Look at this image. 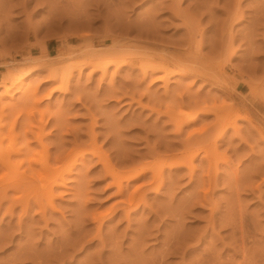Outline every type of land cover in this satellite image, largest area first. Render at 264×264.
<instances>
[{
	"label": "rangeland",
	"instance_id": "rangeland-1",
	"mask_svg": "<svg viewBox=\"0 0 264 264\" xmlns=\"http://www.w3.org/2000/svg\"><path fill=\"white\" fill-rule=\"evenodd\" d=\"M113 46L132 53L121 52L125 61L116 73L113 66L104 77L89 74V66L78 68L88 57L103 63ZM135 50L167 56L176 50L193 59L196 70L172 75L164 89L160 72L142 75ZM12 77L22 79V88L16 84L5 93ZM26 86L33 92L27 98ZM174 99L185 111L222 106L229 118L237 116L235 127L227 125L213 142L220 126L214 114L199 111L183 134L176 133L165 111L179 108L168 105ZM0 116L2 127L14 121L12 132L9 125L3 131L17 134L19 146L28 137L31 149H39L37 131L52 157L74 148L84 152L52 195L37 179L17 188L0 183V264H195L211 248L240 262L239 214L242 240L247 247L255 242L257 264H264V0H0ZM26 117L36 130L24 128ZM187 133L204 140L190 148L195 153L203 146L191 161L193 172L167 165L184 150ZM6 139L2 147L11 142ZM204 146L216 155L210 169L199 161ZM23 155L13 171L25 168ZM99 155L120 175L146 170L128 181L122 177L119 190ZM6 171L1 167L0 176ZM156 171L160 176L153 177ZM212 172L215 184L208 181ZM134 189L133 200L142 201L127 208ZM205 194L210 202H202ZM93 216L102 223L103 244Z\"/></svg>",
	"mask_w": 264,
	"mask_h": 264
},
{
	"label": "bare ground",
	"instance_id": "bare-ground-1",
	"mask_svg": "<svg viewBox=\"0 0 264 264\" xmlns=\"http://www.w3.org/2000/svg\"><path fill=\"white\" fill-rule=\"evenodd\" d=\"M177 1V0H175ZM103 2V1H102ZM106 2V1H105ZM111 2V1H110ZM179 2V1H178ZM112 4V3H111ZM175 4H178L177 2ZM173 7V6H172ZM174 8V7H173ZM176 8V6H175ZM111 9V8H110ZM174 10V9H173ZM181 11V10H180ZM182 12V11H181ZM183 13V12H182ZM232 13V12H231ZM240 13V12H239ZM178 15V14H177ZM184 15V14H183ZM182 15V16H183ZM233 15V14H232ZM152 17V16H151ZM184 18V17H183ZM238 18V17H237ZM186 19H187V16H186ZM234 20V19H233ZM127 21V20H126ZM149 22V21H147ZM188 22V21H187ZM128 23V22H127ZM140 24V23H139ZM187 24V23H186ZM146 27V26H145ZM153 31V30H152ZM145 33V32H144ZM153 40V39H152ZM189 41V40H188ZM119 45V44H118ZM111 46V45H110ZM130 48V46H129ZM156 48V47H155ZM161 48V47H160ZM167 48V47H166ZM131 50V49H130ZM129 49L125 52H128ZM132 51V50H131ZM138 50H135L134 52L136 56V62L138 61V67H139V70L141 71L142 75L143 76H147L149 74H152L154 72H160L159 74V79L163 80L164 84H163V87L164 89L166 88V82L167 80L169 79V77H171L172 75H182L183 74V71H186V70H189V71H195V66L192 64L194 63L193 62V59L191 58H188L187 56H182V54H179L176 50L175 52L173 53H170L167 55H161V54H157V53H151V52H145V51H139V53L137 52ZM161 51V50H160ZM167 51V50H166ZM180 51V50H179ZM122 52V51H121ZM121 52H119L115 46H113L112 50L110 51L109 50V53H107V56L109 57L108 59H105L104 61L101 60V62L103 63H100V62H96V61H93L92 60V57H88V60L85 62V63H82V64H79L78 68L81 69L83 66H89V74H93L95 71H100L101 73V76L100 77H104L106 75H108V72L109 71V67L110 66H113V72L116 73L117 71V68L119 67V65L125 61V57L126 55H124V53L122 52V54L124 55H121ZM130 52V51H129ZM129 52L127 54H129ZM163 52V51H162ZM131 53V52H130ZM93 54V53H91ZM102 54V53H101ZM132 54V53H131ZM130 54V55H131ZM164 54V53H163ZM134 54L131 55V56H135ZM90 56V55H89ZM98 56V55H97ZM128 56V55H127ZM105 57V56H104ZM98 58V57H97ZM158 59V61H155V59ZM132 61L133 58H132ZM80 63V62H79ZM77 67V66H76ZM199 68V66H198ZM53 71L54 69L53 68H49V75H51L52 77L50 78H56L54 75H53ZM200 71V70H199ZM161 72H162V75H161ZM192 72V73H193ZM112 73V72H111ZM109 73V74H111ZM202 74V73H201ZM22 76V75H21ZM156 76V75H155ZM158 76V75H157ZM207 76V75H206ZM19 78V77H18ZM16 79L15 80V77H12L6 84L3 85L4 87V91L5 93L7 92L8 93V90H10L11 88L13 89L15 87V85L17 84V86L15 87L16 89H19V88H22V85L20 84L21 82V78L19 79ZM151 78V77H150ZM156 78V77H155ZM18 80V81H17ZM67 81H64V83H66ZM250 84V83H249ZM65 85V84H64ZM60 87V86H59ZM62 87V85H61ZM180 87V86H179ZM148 88V87H147ZM146 90V89H145ZM148 91V89L146 90ZM165 91V90H164ZM185 91V90H184ZM31 87L30 86H26V87H23V91H22V96H25V98H27V96L31 95ZM51 92H53L52 90L48 91L47 93H45L43 95V97L46 96V98L52 94ZM33 93V92H32ZM35 94V92H34ZM153 94V93H152ZM169 94V93H168ZM148 95V94H147ZM172 95V94H171ZM178 95V94H177ZM170 96V95H169ZM42 96H40L41 98ZM50 97V96H49ZM179 97V96H178ZM32 99V98H31ZM30 99V100H31ZM180 99V98H179ZM173 100V99H172ZM150 101V100H149ZM175 101L179 102L178 100L174 99V101H172V103L168 104V105H171L174 106V108H178L176 107V103ZM33 102V101H32ZM31 102V103H32ZM36 100L34 101L33 105L35 106L36 104ZM181 104V102L179 103ZM33 105L29 106L30 108L28 109L30 111V109L33 107L35 108ZM154 105V104H153ZM178 105V103H177ZM219 105V104H218ZM184 106V105H183ZM194 106V105H193ZM221 107V108H219ZM216 106L215 104H213L212 106H208L207 109L205 110H200L201 108L200 107H186V111L185 110H182L180 107L176 110H174V112L172 110H165L166 113L169 115V119L168 121L170 120V123L174 125L175 127V132L176 133H182V130L184 128V126L190 124L191 122L194 121L195 117H196V113H198L199 111L201 112V114H209V113H212L214 114V117H215V122H214V125L216 126H220V130L217 132V138H215V136L213 138V142H216V139L222 137L223 133L225 132V129L227 127V125H232L234 126V124L236 123V118L237 116H234L233 118H229V113L227 110L222 109V106ZM32 108V110H34ZM159 108V107H158ZM27 110V111H28ZM31 112H34L32 111ZM156 110H159V109H156ZM24 112L23 114H27L28 112ZM159 112V111H158ZM161 112V111H160ZM162 113H163V110H162ZM161 113V114H162ZM190 114L192 117H190ZM40 115V114H39ZM25 116V115H24ZM29 116V115H28ZM1 117V116H0ZM31 118V117H30ZM40 118V117H39ZM2 119V118H1ZM41 119V118H40ZM11 120V119H10ZM7 121V120H6ZM33 121V119H32ZM12 122V120H11ZM10 124L8 123L9 125V132H12L13 131V128H14V121ZM21 122V121H20ZM4 123V122H3ZM36 123V122H35ZM22 124H24V128L27 130H29L30 128H32L31 126L29 125H36L34 123H31L28 119V117H26V120L24 119V122H22ZM6 124L4 123L3 124V127H5ZM7 125V126H8ZM6 126V127H7ZM22 126V125H21ZM215 126V127H216ZM2 125L0 124V144L1 142L7 138L6 140H8L9 138L11 139V142L9 143L8 142V145L2 147L0 145V168L2 167H6L7 168V171L4 172L1 176H0V183H2L4 180H9L11 184H9L7 187L11 186V187H15L17 188L19 185L21 184H26V183H29L31 182L32 180L34 179H37L39 181H42V189L44 192H46L47 194L49 195H52V186L53 185H56V184H59L60 182H62L64 180V173L65 172H68L70 171V169L76 164V163H80V161L82 160V158L84 157V152H82L81 149L79 148H74V149H71L69 150L66 154L62 155V156H54L52 157L47 149V147L41 142V138L39 136V134H36L37 131H34V135L36 137V139H38V142L40 143V148L37 150H34V147L33 149L32 146H29L28 143L26 142L28 140V137H27V140H26V136H25V143L22 145V146H19L17 145L18 143L15 142L16 138L18 137L17 134H14L12 133L11 136H6V134L8 135V133H4L3 131V128ZM30 127V128H28ZM204 127V126H203ZM202 127V128H203ZM235 127V126H234ZM202 128H200L199 130L202 131ZM24 129V130H25ZM32 129H35L36 128H32ZM185 129V128H184ZM207 129V128H206ZM206 129H204V131H207ZM7 130V129H5ZM196 130V129H195ZM198 130V128H197ZM189 131V130H188ZM200 131V132H201ZM204 131L203 134H204ZM21 132V134L23 133L22 131H19ZM27 132V131H25ZM30 132H31V129H30ZM187 132V131H185ZM184 132V133H185ZM199 132V131H198ZM235 132V131H234ZM17 133V132H16ZM192 133V131H191ZM19 134V133H18ZM25 134V133H24ZM202 134V133H201ZM202 134V138L205 139V137L203 136ZM185 135V134H184ZM188 135V133H187ZM200 133L195 136V139H192V134L188 137L186 136V138L184 139L185 142L183 143L182 147H184V150L180 153V154H172L171 156H169V162H168V166L169 167H179L181 165H187V167L189 168L190 172H193V165H192V159L194 156L197 155V150L200 149L201 147H203L201 144L198 145L197 147V150L195 151V153H190V150L192 149V145L193 144H198L204 140L200 139L199 136ZM23 136V134H22ZM21 136V137H22ZM206 136V135H205ZM240 136V135H239ZM181 137V136H180ZM199 139H198V138ZM245 137V136H244ZM23 139V137H22ZM182 139V138H181ZM18 140V139H17ZM202 140V141H201ZM208 140V139H207ZM9 141V140H8ZM22 141V140H21ZM183 141V139L181 140ZM206 141V139H205ZM209 142V141H208ZM221 142V141H220ZM19 143H23L22 142H19ZM182 143V142H181ZM203 143V142H202ZM30 144V143H29ZM38 144V143H37ZM36 144V145H37ZM32 145V144H31ZM82 145V144H81ZM80 145V146H81ZM76 146V145H75ZM213 146V145H212ZM30 147V148H29ZM38 147H39V144H38ZM181 147V146H180ZM36 148V147H35ZM191 148V149H190ZM205 148V146H204ZM153 149V148H152ZM206 149V148H205ZM212 149V147H211ZM215 149V148H214ZM156 150V149H155ZM168 150V149H167ZM170 150V149H169ZM204 150V149H203ZM207 150V149H206ZM208 150H210V147H208ZM207 150L204 151L205 154L204 156L201 157V159H199V161L201 160H206L207 161V164H208V168L207 169H210L211 168V162L214 161V159L212 160V157L214 158V154H212V151L211 153H209ZM175 151V150H174ZM62 152V151H61ZM89 152V151H88ZM215 153V152H214ZM21 154L25 157L23 158H20V160H23V162L25 163L24 166L25 168L23 169L22 172H16V170L13 171V168H14V165H15V162L19 161L16 159V157L19 159V156H21ZM153 155V154H152ZM167 155V154H166ZM200 155V154H199ZM203 155V154H201ZM22 157V156H21ZM154 158V157H153ZM164 158H162V161ZM99 160L101 161L102 165L104 166V169L105 171L111 175L117 182V185H118V189L121 190L122 189V185H121V178L124 177L126 181H128L130 178L132 177H135L137 175H139L141 172H144L146 169L143 167V168H140V169H128L126 170L123 174H119L118 172L115 171L114 169V166H112L106 159L105 157H103L102 155H99ZM166 162V161H164ZM124 163V162H123ZM200 163V162H199ZM233 164V163H232ZM164 165V164H163ZM203 165V164H202ZM21 166V165H20ZM102 166V167H103ZM262 166V165H261ZM207 167V166H206ZM235 168V167H234ZM261 168V167H260ZM162 169V168H161ZM206 169V170H207ZM257 169V168H256ZM240 170V169H239ZM259 170V167L258 169ZM261 170V169H260ZM264 170V169H262ZM120 171V170H119ZM197 171V170H196ZM241 171V170H240ZM10 172V173H9ZM123 172V171H122ZM251 172V171H250ZM264 172V171H262ZM9 173V175H7ZM199 173V172H198ZM206 173V172H205ZM213 173V172H212ZM175 174V173H174ZM215 174V172L213 173ZM227 175V174H226ZM249 175V173H248ZM253 175V174H252ZM153 177H156V176H160V172L159 171H156V173H154L152 175ZM236 176V175H235ZM234 176V178H235ZM250 176V175H249ZM233 177V176H232ZM6 178V179H5ZM245 178V177H244ZM247 178V177H246ZM250 178V177H249ZM216 174L215 175H211L208 173V181L210 184H215V181H216ZM238 179V178H237ZM237 179H235L237 181ZM200 181V180H199ZM202 181V180H201ZM243 181V180H242ZM247 181V180H246ZM149 182V181H148ZM235 182V181H233ZM248 182V181H247ZM246 182V184H247ZM161 183V182H160ZM160 183L158 185L155 186V191H157L160 187ZM169 183V182H168ZM208 183V184H209ZM236 183V182H235ZM234 183V184H235ZM238 183V182H237ZM240 183V182H239ZM200 184V183H199ZM126 185V184H125ZM249 185V184H248ZM237 186V185H236ZM250 186V185H249ZM0 187L1 189H3L5 186L0 184ZM238 187V186H237ZM236 187V189H238ZM258 187V186H257ZM249 188V187H248ZM13 190V189H12ZM150 190V189H149ZM213 190V189H212ZM15 191V190H14ZM241 191V190H240ZM258 191V190H257ZM137 192V189H134L127 197H126V206L127 208H129L130 206H137L139 204L140 200L139 198L135 201L133 200L134 198V195L135 193ZM4 195V194H3ZM2 195V196H3ZM5 197V196H4ZM262 197V196H261ZM238 198V197H237ZM122 199V198H121ZM125 199V198H123ZM144 199V198H143ZM197 199V198H196ZM209 198H207V195L205 194V196H203V201L202 200H198L197 202L200 203L201 201L203 203H205V201L208 202ZM261 199V198H260ZM191 200V199H190ZM195 200V199H193ZM18 201V200H17ZM144 201V200H143ZM232 201V200H231ZM10 202V201H9ZM202 202L200 204H202ZM210 202V200H209ZM13 203V202H12ZM16 203V202H15ZM24 203V202H23ZM217 203V202H216ZM22 204V203H21ZM25 204V203H24ZM24 204H22L21 206H23ZM27 204V203H26ZM122 204V202H121ZM187 204V203H186ZM194 204H197V203H194ZM9 205V204H8ZM124 205V203H123ZM10 207V206H9ZM9 207H6L7 209ZM26 207V206H25ZM14 208V207H12ZM27 208H30V207H27ZM182 208V207H181ZM241 208V207H240ZM11 209V208H10ZM175 209V208H174ZM155 210V209H154ZM173 210V209H172ZM185 210V209H184ZM9 211V209H8ZM7 211V212H8ZM126 211V209L124 210ZM176 211V210H175ZM212 211V210H211ZM94 212V211H93ZM127 213V211H126ZM96 214V213H95ZM176 214V212H175ZM211 214V212H210ZM180 215V213H179ZM242 215V214H241ZM92 216V214H91ZM170 216V215H169ZM243 217V216H242ZM259 217V216H258ZM239 222H237V227L236 226H233L236 227V228H240V238H241V241L240 242V249L238 251L241 252L243 259L242 261H235L234 258L232 256H228V257H225V259H223L220 255V253H215V252H218V251H215L213 248H209L210 250H207V253L205 255H201V257L198 259H196V263L197 264H257V257L256 255H254V249L255 246V242H252L253 244H249L250 246H246V244H244L243 242V235L244 234L242 231L243 229H241V223H242V219H241V216L239 214ZM93 219H95L98 223L97 225V234L95 236H97L99 238V241L103 244L102 242V239L100 238V233H99V229L101 228V221L98 220V218L96 216H93ZM174 219V218H173ZM235 219V218H234ZM233 220V219H232ZM235 221V220H234ZM238 221V220H237ZM256 221V220H255ZM232 222V221H231ZM96 223V222H95ZM257 224V221L255 222ZM255 223H254V226H255ZM235 224V223H234ZM214 226V225H213ZM141 227V226H140ZM150 227V226H149ZM232 227V226H231ZM261 227V226H260ZM176 228V227H175ZM178 229V228H177ZM254 229V227H253ZM256 229V228H255ZM260 229V228H258ZM144 230V228H143ZM148 230V229H147ZM174 230V229H173ZM181 230V229H180ZM178 231V230H177ZM112 232V231H111ZM148 232V231H147ZM150 233V232H149ZM182 233V232H181ZM168 234V233H167ZM113 235V234H112ZM174 235V234H173ZM184 235V233H183ZM246 235V234H245ZM147 236V235H146ZM186 236V235H184ZM236 236V235H235ZM243 236V237H242ZM140 237V236H139ZM160 237V236H159ZM215 237V236H214ZM239 237V236H238ZM255 237V236H254ZM83 238V237H82ZM178 238V237H177ZM211 238V237H210ZM233 238V237H232ZM257 238V237H256ZM81 239V238H80ZM112 239V238H111ZM143 239V238H142ZM238 239V238H237ZM250 239V238H249ZM253 239V238H252ZM115 240V239H114ZM113 240V241H114ZM167 241V240H166ZM181 241V240H180ZM245 241V240H244ZM254 241V240H253ZM257 241V240H256ZM75 242V241H74ZM116 242V240H115ZM143 242V240H142ZM171 242V241H170ZM236 242V241H235ZM112 243V242H111ZM117 243V242H116ZM173 243V242H172ZM214 243V242H213ZM73 244V243H72ZM77 244V243H76ZM75 244V245H76ZM177 245V243H175ZM180 244V243H179ZM238 244V243H237ZM117 244H115L116 246ZM171 245V244H170ZM248 245V244H247ZM72 246V245H71ZM180 246V245H179ZM257 246V245H256ZM117 247V246H116ZM115 247V248H116ZM175 247V246H174ZM181 247V246H180ZM238 247V248H239ZM66 248V247H65ZM106 248V247H104ZM118 248V247H117ZM141 248V247H140ZM167 248V246H166ZM165 249L164 252H165ZM170 248H172L170 246ZM169 248V249H170ZM215 248V247H214ZM112 249V248H111ZM134 249V248H133ZM139 249V248H138ZM173 249V248H172ZM177 249V248H176ZM113 250L114 247H113ZM112 250V251H113ZM161 250V249H160ZM159 250V251H160ZM168 250V249H167ZM174 250V249H173ZM205 250V249H204ZM258 250V249H257ZM256 250V251H257ZM59 251V250H58ZM158 251V253H159ZM172 250H170L171 252ZM114 252V251H113ZM118 252V251H117ZM164 252H163V256H164ZM167 252V251H166ZM235 252V251H234ZM64 253V252H62ZM141 253V252H140ZM143 253V252H142ZM161 253V252H160ZM169 253V251H168ZM196 253V251H195ZM260 253V251H259ZM118 254V253H116ZM157 254V253H156ZM177 254V253H176ZM120 255V254H119ZM168 255V254H167ZM228 255V254H227ZM97 256V255H96ZM124 256V255H123ZM143 256V255H142ZM162 256V257H163ZM199 256V255H198ZM234 256V255H233ZM62 257V256H61ZM152 257V256H151ZM161 257V258H162ZM193 257V256H192ZM224 257V256H223ZM58 258V257H57ZM114 258V257H113ZM145 258V257H144ZM150 258V257H149ZM158 258V257H157ZM62 259V258H61ZM122 259V257H121ZM120 259V260H121ZM117 260V258H116ZM123 260V259H122ZM153 260H155L153 258ZM164 260V259H163ZM115 261V260H113ZM126 261V260H124ZM158 261V260H156ZM262 261V260H261ZM103 262V261H102ZM116 262V261H115ZM120 263V262H119ZM159 263V262H158ZM161 263V262H160ZM195 263V264H196ZM262 264V262H260ZM162 264V263H161Z\"/></svg>",
	"mask_w": 264,
	"mask_h": 264
}]
</instances>
